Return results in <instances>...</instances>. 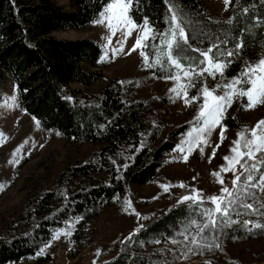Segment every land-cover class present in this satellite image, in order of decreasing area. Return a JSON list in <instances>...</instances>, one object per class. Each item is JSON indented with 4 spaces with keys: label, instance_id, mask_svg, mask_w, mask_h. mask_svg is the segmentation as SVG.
<instances>
[{
    "label": "rangeland",
    "instance_id": "1",
    "mask_svg": "<svg viewBox=\"0 0 264 264\" xmlns=\"http://www.w3.org/2000/svg\"><path fill=\"white\" fill-rule=\"evenodd\" d=\"M53 1L65 10L72 8L71 0ZM199 1L209 21L215 25L214 31L211 30V32L219 36L221 40L227 37L228 28L236 23L240 14H243V7L254 4L256 8L260 4L244 1L237 5L235 0H229L226 8L224 0ZM255 8H250V12L253 13ZM260 8L264 9V4ZM229 18H232V24L227 23ZM52 36L59 40H90L99 46L101 57L103 56V59L100 57L99 78L92 81L89 86L71 84L70 89L80 90L82 96H97L110 83L117 81L121 86V101L127 106H140L138 115L141 122L144 124L150 120L155 127L161 126L154 148L168 140L176 128L189 126L188 121L192 120L196 114L197 105L195 103L185 105L181 99L174 101L169 99V89L173 87L174 82L160 78L164 75L163 72L155 68H146L139 48L129 51L135 43L137 36L135 30L124 40V50L118 51L115 55L112 49L120 47L117 41L123 39L122 29H117L113 34L106 26V22L105 24L92 23L85 29L54 32ZM109 36H111L110 43ZM152 43L153 41H149V46L145 49L150 60L154 56ZM155 43L158 44L159 41ZM209 43V40L205 39L202 44L194 42V46L207 48ZM222 47L226 48L223 45ZM213 51L215 52V49ZM262 57H264V46L258 45L251 49L249 56L245 59L240 56L235 57L236 60L232 58V61H240L235 75L240 72L245 61L255 63ZM229 67L230 65L225 69L224 75L231 78L227 75ZM89 71L96 72L95 69H89ZM219 79V74L216 80L207 77V83L210 87H214ZM195 93V88L189 90V95ZM13 97H17V100L14 101ZM246 104V97L233 100L224 118L229 116L235 119L243 128L254 127L259 120L264 119V104H257L252 108H246ZM32 118L20 108L16 85L11 77L6 75L0 85V132L4 134L0 141V243L9 241L17 235H24L31 230L32 220L29 208L58 187L64 172L87 166L89 179L108 184L111 178V172L101 160L103 145L67 140L55 130L43 129L40 123L37 124ZM239 131L241 130L226 129V139L216 149L215 156L212 155V148L219 142L218 129L213 132L212 144L205 147L203 155L195 149L185 161L179 152L170 151L163 157L161 167L152 182L145 185L126 182V191L114 196L110 204L98 206L76 216L82 219L76 220L75 217H71L64 220L62 225L53 232L67 227L71 230V235L61 234L55 240L51 235V244L41 255L7 264H97L116 258L125 248L134 253L132 243L136 236L131 242L125 237L139 224H144L147 218H155L172 208L176 198L186 194V188L179 187L181 182L187 186V190L196 188L202 190L205 196L219 194L221 185L213 173L218 171L220 165L224 163L223 155L228 153L231 141L237 138ZM182 138V134L174 138L175 145L180 143ZM21 145L22 151L16 152L14 157L15 150ZM137 149L139 147L135 151L132 148L131 151L136 152ZM127 154L128 152L121 159L113 155L117 167L121 165V162L126 163L129 160V154ZM21 156L19 163H10ZM209 157H211L210 160ZM236 169L238 172L242 171L238 164ZM221 176L224 180L227 177L233 178L231 171L222 172ZM80 180L82 178L77 179L76 184ZM162 184L170 185L168 192L161 188ZM128 201L131 202V208L126 210ZM260 201L264 203V192H260ZM55 205L54 202L51 207ZM257 206L260 207V204L258 203ZM132 209L139 212L140 216L137 217ZM261 211L264 212V208H261ZM248 219L262 222L264 216L261 219L255 215L243 216L240 224L242 225L243 220ZM66 221H68L67 225ZM255 230L256 228L251 232L245 231L249 232L248 234L231 238H225L224 234L220 235V247L216 248L215 252L220 251L224 246L229 260L236 261L238 264H264V261L255 262L258 257H264V233H252ZM210 238L209 241H211ZM176 239L182 240L183 237ZM166 241L169 242L165 243L163 240L160 244L154 242L153 246L145 251L156 264H205L207 261L197 258L194 251L187 253V258H182L187 249L180 244L172 245L170 239ZM170 248L177 250L175 257L168 251ZM160 249L165 250L161 252Z\"/></svg>",
    "mask_w": 264,
    "mask_h": 264
},
{
    "label": "trees",
    "instance_id": "2",
    "mask_svg": "<svg viewBox=\"0 0 264 264\" xmlns=\"http://www.w3.org/2000/svg\"><path fill=\"white\" fill-rule=\"evenodd\" d=\"M244 1L260 4L253 13L240 14L236 23L227 30L228 44L223 45L234 49L235 43L242 40L244 47L239 56L243 59L249 56L253 47L264 46V23L256 24L252 18L257 15L264 18V9L260 8L263 4L260 0H240ZM107 2L71 0V10H65L53 0H0V85L6 75L11 77L16 85L20 108L35 117L43 129L55 130L67 140L103 145L101 160L111 172L108 184L89 179L87 166L64 172L58 187L29 208L31 230L0 243V264L35 257L64 220L110 204L114 196L126 191V182L139 185L152 182L163 157L175 147L174 138L189 128L188 125L176 128L168 140L154 148L161 126L155 127L150 120L147 124L141 122L138 115L140 106H127L121 101V86L117 81L110 83L97 96H82L80 90L70 89L71 84L89 86L99 78L101 49L90 40H59L52 33L85 29L98 18ZM179 3L198 26L214 31L215 25L209 21L199 0H179ZM165 9L163 0H141L131 15L138 23L147 16L157 30L163 31L166 27ZM239 66L240 61H233L227 75H235ZM224 123L228 129H244L229 116L224 118ZM141 141L143 147L140 146ZM137 147L139 151H131ZM126 152L129 154L126 163L121 162L118 167L116 162L112 163L113 155L121 159ZM79 178L82 180L76 184ZM54 202L56 205L51 207ZM183 210V205L179 210L172 207L155 218H147L145 227L132 243L134 253L125 248L116 258L97 264H133V258H136V264H141V260L144 264H156L145 251L153 246L156 239L166 241L174 235L173 223L184 219ZM225 231V238L249 233L241 224ZM252 233L263 234L264 228ZM215 249L194 252L197 258L213 264H238L227 258L224 246L218 252ZM263 261L262 256L255 260L256 263Z\"/></svg>",
    "mask_w": 264,
    "mask_h": 264
},
{
    "label": "snow or ice",
    "instance_id": "3",
    "mask_svg": "<svg viewBox=\"0 0 264 264\" xmlns=\"http://www.w3.org/2000/svg\"><path fill=\"white\" fill-rule=\"evenodd\" d=\"M140 2L141 0H108L103 10L99 12L98 18L94 19L92 23L105 24L106 22V26L113 34L117 29H122L123 39L117 41L120 45L118 49H112L114 55L118 51L124 50V40L131 36L135 30L137 36L129 51L139 48L146 68H155L164 73L160 78L174 82L173 87L169 89V99L173 101L181 99L185 105L194 103L197 105L196 114L192 120L188 121L189 128L185 133H182V140L175 145L172 151L179 152L185 161L195 149H198L203 155L205 147L212 144L213 132L218 129L219 142L212 148V155L215 156L216 149L226 139L225 133L228 126L224 123V116L233 100L246 97V108L264 104V57L255 63L245 61L237 75H233L231 78L225 77V69L233 62L231 58L238 57L244 47L242 40L235 43L234 49L222 47V45L228 44L227 37L221 40L211 30L206 31L204 26H198L191 14L179 3V0H163L166 5L164 17L166 27L163 31H159L151 24L147 16L143 17L142 23L133 19L132 9L138 8ZM260 2L264 4V0H260ZM236 3L239 5L240 0H236ZM224 4L227 8L229 0H224ZM250 8H255V5L243 7L242 13L249 14ZM252 18L256 24L264 23V18L258 15ZM227 23L232 24V18H229ZM243 31L241 29V32ZM205 39L210 42L207 48L194 46V42L202 44ZM157 40L158 44L155 43ZM108 41L111 42V36L108 37ZM149 41H153L151 48L154 56L151 60L145 51L149 46ZM217 74L220 79L214 87H210L207 77L216 80ZM193 88L196 89V93L189 95V90ZM12 99L16 101L17 97ZM67 99L71 100L72 98L68 97ZM32 119L39 124L35 117ZM3 135L0 132V141H2ZM140 146L143 147V141ZM21 151L22 145L17 147L13 154L14 157L16 152ZM20 158L22 156L13 159L10 163H19ZM210 159L211 157H209ZM222 159L224 163L220 165L218 171L213 173L221 185L219 194L205 196L202 190L196 188L187 190V186L183 182L179 184V187L186 188V194H181L176 198L172 207L179 210L183 205L184 219L174 221L173 227L176 231L170 237V243L172 245L180 244L187 249L182 258H187L189 252L200 251L202 253L203 249L219 248V236L224 234L225 229L240 224L241 217L264 216V212L261 211V208H264V203H261L259 196L260 192H264V119L259 120L250 129L245 127L239 131L237 138L231 141L228 153L223 155ZM112 163L115 164V161L113 160ZM237 164L242 171H237ZM124 167L126 168L127 165L125 164ZM229 171L233 176L231 188L224 184V179L221 176L222 172ZM161 188L168 192L170 185L162 184ZM249 200L252 202H248ZM258 203L260 204L259 208L256 207ZM127 208H131L130 201L126 202V210ZM132 211L135 212V209ZM135 215L139 217L140 213L135 212ZM75 219L79 220L82 217H75ZM65 223L67 225L68 221ZM241 226L251 232L254 228H264V223L243 220ZM144 227V224H139L125 239L131 242ZM61 234L69 236L71 230L67 227L58 229L52 234V239H58ZM209 236H211V241H209ZM176 237H183V239L179 240ZM154 242L160 244L161 240L156 239ZM168 242L165 241V243ZM50 244L51 240L45 243L36 254L41 255ZM164 250L160 249L161 252ZM168 251L174 257L176 256L175 248H170ZM133 264H136V258H133ZM141 264H144L143 260H141ZM205 264H211V262L206 261Z\"/></svg>",
    "mask_w": 264,
    "mask_h": 264
},
{
    "label": "built area",
    "instance_id": "4",
    "mask_svg": "<svg viewBox=\"0 0 264 264\" xmlns=\"http://www.w3.org/2000/svg\"><path fill=\"white\" fill-rule=\"evenodd\" d=\"M224 181H225V184H226L229 188H231V186H232V184H231L232 178L227 177V178H225ZM248 220H250V221H254V220H251V219H248ZM249 227H251V225H249Z\"/></svg>",
    "mask_w": 264,
    "mask_h": 264
}]
</instances>
